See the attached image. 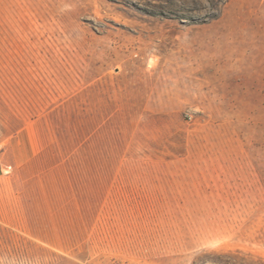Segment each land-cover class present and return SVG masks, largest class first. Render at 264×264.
<instances>
[{
    "label": "rangeland",
    "instance_id": "1",
    "mask_svg": "<svg viewBox=\"0 0 264 264\" xmlns=\"http://www.w3.org/2000/svg\"><path fill=\"white\" fill-rule=\"evenodd\" d=\"M0 264H264V0H0Z\"/></svg>",
    "mask_w": 264,
    "mask_h": 264
},
{
    "label": "crops",
    "instance_id": "2",
    "mask_svg": "<svg viewBox=\"0 0 264 264\" xmlns=\"http://www.w3.org/2000/svg\"><path fill=\"white\" fill-rule=\"evenodd\" d=\"M3 167L0 165V177H2L3 176Z\"/></svg>",
    "mask_w": 264,
    "mask_h": 264
}]
</instances>
